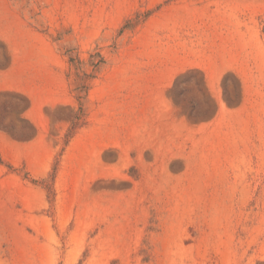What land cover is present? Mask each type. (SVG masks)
<instances>
[{
    "label": "rangeland",
    "instance_id": "obj_1",
    "mask_svg": "<svg viewBox=\"0 0 264 264\" xmlns=\"http://www.w3.org/2000/svg\"><path fill=\"white\" fill-rule=\"evenodd\" d=\"M0 264H264V0H0Z\"/></svg>",
    "mask_w": 264,
    "mask_h": 264
}]
</instances>
